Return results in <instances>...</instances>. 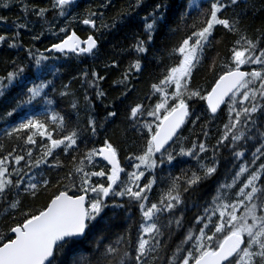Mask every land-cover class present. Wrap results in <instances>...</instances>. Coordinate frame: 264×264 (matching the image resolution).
<instances>
[{
    "label": "snow or ice",
    "instance_id": "snow-or-ice-1",
    "mask_svg": "<svg viewBox=\"0 0 264 264\" xmlns=\"http://www.w3.org/2000/svg\"><path fill=\"white\" fill-rule=\"evenodd\" d=\"M16 6L0 34L25 53L0 75V264H264V0ZM45 30L43 51L18 39ZM72 64L80 88L58 87Z\"/></svg>",
    "mask_w": 264,
    "mask_h": 264
},
{
    "label": "trees",
    "instance_id": "trees-1",
    "mask_svg": "<svg viewBox=\"0 0 264 264\" xmlns=\"http://www.w3.org/2000/svg\"><path fill=\"white\" fill-rule=\"evenodd\" d=\"M77 2L79 3L80 7L75 9V11L73 12V15H76L77 13H83L87 8H89L91 5L96 3L97 0H79ZM191 2L194 5L193 13L195 14V12H196L195 4L196 3H202L203 0H191ZM116 3H117L118 7H122V6L126 5L127 0H116ZM112 14H113L112 12L107 13V15H112ZM0 16H5L9 20L8 25H0V34H10L14 30V29H12L11 21L17 20V18L21 16L20 8L18 6H16V0H13V6L10 9L0 8ZM76 29L78 31V34L81 35L82 37L85 36L86 34L90 33V31H91V29L88 28V26H85L82 23L77 24ZM18 39L24 48L34 46L35 48H38L41 51H43L45 47H49L52 42H55L56 38L51 36V34L45 30V37H42L41 41H32L31 40V34L28 32H22L21 36ZM109 40H112V38L109 37L107 40L103 41V43L106 45L105 50H108L111 48V43L108 42ZM112 42H115V41L112 40ZM9 56H11V58H13V59H15V58L24 59L25 53H24V51L19 50V49H15V50L14 49H7L6 45L0 46V75L4 74L5 68L7 66V62L9 60ZM25 62H26V60H25ZM91 64H93V61L89 60L87 64L81 65V67L87 68ZM99 67H101V68L103 67L102 62L99 63ZM74 74H78L76 72V65L75 64L67 65L63 69L62 77L56 81L57 86L59 87L61 82L68 83L69 81H72V76ZM29 75H31V74H29ZM115 78H117V77H114L113 79H115ZM207 81H208V77H207L206 73L201 71L200 73L197 74V77H196V83L197 84L206 87ZM102 86L106 89H109V97H108L109 101H111L115 97L119 96V92L111 91L112 88L116 87V85H114L111 80H109L106 84H103ZM138 87L143 89L145 87V85L140 84V85H138ZM72 88L74 90L79 89L80 84L77 81H72ZM12 94L14 95L15 92H13ZM107 102L108 101H106V103ZM3 110H4L3 106H0V112H2ZM66 110H68L67 106L64 103H61L59 108L57 109V112H59L62 115L63 111H66ZM9 122H11V118H10ZM5 126L6 125L3 122H0V144H8L9 143L8 138L3 135V129L5 128ZM184 135L189 136L190 133L185 132ZM194 164H195V161L192 162L193 166H194ZM203 191H207V188H205ZM42 202H43V198L41 199L40 203H42ZM35 206L39 207L40 205H39V203H37ZM4 214L5 213L2 210H0V216H3ZM3 223H4V221L0 220V230L3 229Z\"/></svg>",
    "mask_w": 264,
    "mask_h": 264
},
{
    "label": "water",
    "instance_id": "water-1",
    "mask_svg": "<svg viewBox=\"0 0 264 264\" xmlns=\"http://www.w3.org/2000/svg\"><path fill=\"white\" fill-rule=\"evenodd\" d=\"M77 1H79V0H77Z\"/></svg>",
    "mask_w": 264,
    "mask_h": 264
}]
</instances>
